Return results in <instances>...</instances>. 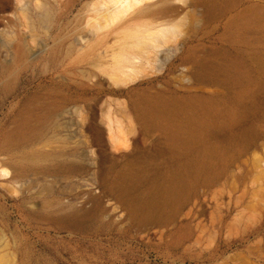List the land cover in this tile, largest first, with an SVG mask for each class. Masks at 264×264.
<instances>
[{"label": "rangeland", "instance_id": "1", "mask_svg": "<svg viewBox=\"0 0 264 264\" xmlns=\"http://www.w3.org/2000/svg\"><path fill=\"white\" fill-rule=\"evenodd\" d=\"M87 1L47 33L0 0V162L16 168L0 178V264H264V0L169 11L187 17L160 55L176 54L129 86L93 66L105 47L79 56ZM193 80L222 96L187 94Z\"/></svg>", "mask_w": 264, "mask_h": 264}, {"label": "bare ground", "instance_id": "2", "mask_svg": "<svg viewBox=\"0 0 264 264\" xmlns=\"http://www.w3.org/2000/svg\"><path fill=\"white\" fill-rule=\"evenodd\" d=\"M72 1L18 0V3L21 16L25 19L29 18V10H36L44 20L43 27L48 33L60 5H68ZM178 1L182 5H175L172 0L87 1L80 10L83 25L81 34L76 38L79 56H91L97 49L105 47L103 55L94 59L93 66L106 76V82L116 86H129L149 74L161 72L167 61L176 54V50L171 49L163 58L160 55L162 49L178 41L187 24L185 15L167 17L166 14L192 4L190 0ZM111 34H114L113 41L107 43L106 39ZM104 58L107 59L103 61ZM163 105L165 109L162 112L168 111L171 106L167 102ZM155 122L161 121L156 119ZM105 124L112 148H127L129 139L122 120L108 113ZM15 170L9 163L0 162V178L14 181ZM10 190L17 192L18 189L12 184Z\"/></svg>", "mask_w": 264, "mask_h": 264}, {"label": "water", "instance_id": "3", "mask_svg": "<svg viewBox=\"0 0 264 264\" xmlns=\"http://www.w3.org/2000/svg\"><path fill=\"white\" fill-rule=\"evenodd\" d=\"M222 85H218V84H214L212 82H205L202 84V82L193 80L190 82V91L187 92V94L192 95V96H203L205 98H207L208 100H212V101H217L218 98H220L221 95V91H220V87ZM206 89H209V91H206ZM186 93V92H185ZM138 149V145L134 147L132 153L136 152ZM130 153H128L127 155H129ZM152 195H155L156 193L152 192Z\"/></svg>", "mask_w": 264, "mask_h": 264}]
</instances>
